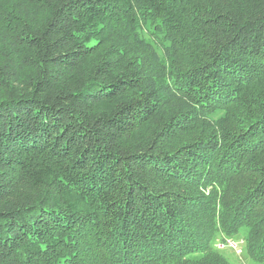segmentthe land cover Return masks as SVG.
<instances>
[{
    "label": "trees",
    "instance_id": "16d2710c",
    "mask_svg": "<svg viewBox=\"0 0 264 264\" xmlns=\"http://www.w3.org/2000/svg\"><path fill=\"white\" fill-rule=\"evenodd\" d=\"M244 228L264 264V0H0V264H229Z\"/></svg>",
    "mask_w": 264,
    "mask_h": 264
},
{
    "label": "rangeland",
    "instance_id": "374dc122",
    "mask_svg": "<svg viewBox=\"0 0 264 264\" xmlns=\"http://www.w3.org/2000/svg\"><path fill=\"white\" fill-rule=\"evenodd\" d=\"M127 53L131 54L129 59L136 58L134 53H137L134 48L127 47ZM248 235V229L244 228L240 231V233L236 236L227 239V241L222 244V241L216 242V247L224 259L229 264H261L254 259H252L246 251L245 240ZM224 245V247H223Z\"/></svg>",
    "mask_w": 264,
    "mask_h": 264
},
{
    "label": "built area",
    "instance_id": "2783aa9c",
    "mask_svg": "<svg viewBox=\"0 0 264 264\" xmlns=\"http://www.w3.org/2000/svg\"><path fill=\"white\" fill-rule=\"evenodd\" d=\"M223 247H224V245H223Z\"/></svg>",
    "mask_w": 264,
    "mask_h": 264
}]
</instances>
